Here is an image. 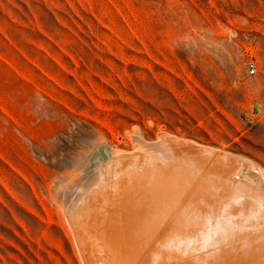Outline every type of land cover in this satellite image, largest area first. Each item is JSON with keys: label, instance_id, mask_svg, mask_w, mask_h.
Wrapping results in <instances>:
<instances>
[{"label": "rangeland", "instance_id": "obj_1", "mask_svg": "<svg viewBox=\"0 0 264 264\" xmlns=\"http://www.w3.org/2000/svg\"><path fill=\"white\" fill-rule=\"evenodd\" d=\"M162 134L264 173V0H0V264H90L59 183Z\"/></svg>", "mask_w": 264, "mask_h": 264}, {"label": "bare ground", "instance_id": "obj_2", "mask_svg": "<svg viewBox=\"0 0 264 264\" xmlns=\"http://www.w3.org/2000/svg\"><path fill=\"white\" fill-rule=\"evenodd\" d=\"M168 137L150 144L160 147L156 158L139 144L138 153L101 148L98 159L83 157L82 175L59 183L90 264H264V189L243 181L264 183L263 171L229 152ZM168 139L183 144L185 155L166 146ZM233 166H240L239 183Z\"/></svg>", "mask_w": 264, "mask_h": 264}, {"label": "built area", "instance_id": "obj_3", "mask_svg": "<svg viewBox=\"0 0 264 264\" xmlns=\"http://www.w3.org/2000/svg\"><path fill=\"white\" fill-rule=\"evenodd\" d=\"M247 70H248L250 75H253L255 72L254 65L252 63H249V65L247 66Z\"/></svg>", "mask_w": 264, "mask_h": 264}]
</instances>
